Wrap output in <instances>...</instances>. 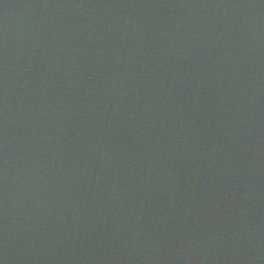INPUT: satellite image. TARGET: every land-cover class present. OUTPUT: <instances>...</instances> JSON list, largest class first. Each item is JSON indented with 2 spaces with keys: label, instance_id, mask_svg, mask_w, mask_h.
<instances>
[{
  "label": "water",
  "instance_id": "1",
  "mask_svg": "<svg viewBox=\"0 0 264 264\" xmlns=\"http://www.w3.org/2000/svg\"><path fill=\"white\" fill-rule=\"evenodd\" d=\"M0 264H264V0H0Z\"/></svg>",
  "mask_w": 264,
  "mask_h": 264
}]
</instances>
